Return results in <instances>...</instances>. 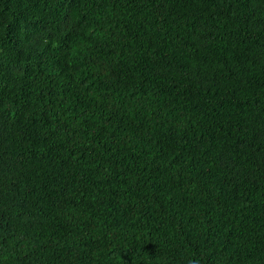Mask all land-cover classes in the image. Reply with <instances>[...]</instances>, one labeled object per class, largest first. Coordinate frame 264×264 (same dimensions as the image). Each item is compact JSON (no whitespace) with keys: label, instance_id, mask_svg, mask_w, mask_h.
Wrapping results in <instances>:
<instances>
[{"label":"trees","instance_id":"obj_1","mask_svg":"<svg viewBox=\"0 0 264 264\" xmlns=\"http://www.w3.org/2000/svg\"><path fill=\"white\" fill-rule=\"evenodd\" d=\"M0 264H264V0H0Z\"/></svg>","mask_w":264,"mask_h":264}]
</instances>
